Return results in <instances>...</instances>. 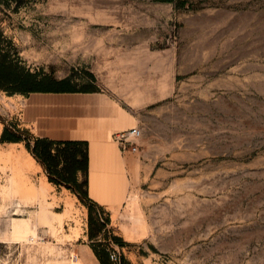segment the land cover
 <instances>
[{
	"label": "rangeland",
	"instance_id": "374dc122",
	"mask_svg": "<svg viewBox=\"0 0 264 264\" xmlns=\"http://www.w3.org/2000/svg\"><path fill=\"white\" fill-rule=\"evenodd\" d=\"M0 56L98 86L142 129L129 197L103 210L46 182L28 100L0 89L1 133L21 140L0 143V264L93 246L114 264H264V0H0Z\"/></svg>",
	"mask_w": 264,
	"mask_h": 264
},
{
	"label": "crops",
	"instance_id": "0c3cea01",
	"mask_svg": "<svg viewBox=\"0 0 264 264\" xmlns=\"http://www.w3.org/2000/svg\"><path fill=\"white\" fill-rule=\"evenodd\" d=\"M49 79L52 84L48 89L54 90L21 96L28 100L24 118L29 126L35 125L39 131L35 139L84 143L87 170L84 174L78 173L77 180L85 182L87 200L103 210L124 204L135 180L130 174L132 157L137 153H120L108 140L110 132L128 129L130 123L126 111L97 91L100 89L98 86L87 88L79 85L77 80ZM144 89L149 93L148 87ZM135 91L131 89V92ZM142 100L145 105L152 102V96L145 94ZM31 132L34 131L31 129ZM40 168L50 186L57 190L63 188L49 183L43 168ZM78 253L77 264H99L91 249L84 254Z\"/></svg>",
	"mask_w": 264,
	"mask_h": 264
},
{
	"label": "trees",
	"instance_id": "16d2710c",
	"mask_svg": "<svg viewBox=\"0 0 264 264\" xmlns=\"http://www.w3.org/2000/svg\"><path fill=\"white\" fill-rule=\"evenodd\" d=\"M52 81L47 76H40L25 71L13 64L5 56H0V89L7 92L26 96L32 92H47ZM19 137L9 134L4 129L0 135V143H19ZM28 153L43 168L49 183L63 187L87 200L85 182H78L77 174L87 170L86 146L81 142L54 143L46 139L36 138L32 146L26 145ZM88 201V200H87ZM90 203V202H89ZM115 242L119 239L113 238ZM91 250L99 264H114L110 261L105 250L95 246Z\"/></svg>",
	"mask_w": 264,
	"mask_h": 264
},
{
	"label": "built area",
	"instance_id": "2783aa9c",
	"mask_svg": "<svg viewBox=\"0 0 264 264\" xmlns=\"http://www.w3.org/2000/svg\"><path fill=\"white\" fill-rule=\"evenodd\" d=\"M142 138V129L139 127H131L114 131L110 134V140L116 145L120 153L129 151L137 153L139 148V141ZM111 261H116L117 257L114 253L109 255Z\"/></svg>",
	"mask_w": 264,
	"mask_h": 264
},
{
	"label": "bare ground",
	"instance_id": "6f19581e",
	"mask_svg": "<svg viewBox=\"0 0 264 264\" xmlns=\"http://www.w3.org/2000/svg\"><path fill=\"white\" fill-rule=\"evenodd\" d=\"M1 132V131H0ZM15 177V176H14ZM12 181V180H11ZM31 186V185H30ZM13 187V186H12ZM11 187V188H12ZM24 187V186H23ZM33 187V186H32ZM27 190V189H26ZM15 191V190H14ZM13 233L18 237V240H25L27 241V236L29 234V230L21 225H14L13 226ZM37 236V235H36ZM33 237V236H32Z\"/></svg>",
	"mask_w": 264,
	"mask_h": 264
}]
</instances>
